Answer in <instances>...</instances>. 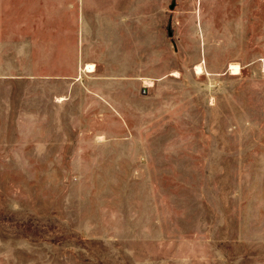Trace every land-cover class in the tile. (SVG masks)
Returning a JSON list of instances; mask_svg holds the SVG:
<instances>
[{
  "label": "rangeland",
  "instance_id": "obj_1",
  "mask_svg": "<svg viewBox=\"0 0 264 264\" xmlns=\"http://www.w3.org/2000/svg\"><path fill=\"white\" fill-rule=\"evenodd\" d=\"M31 2L0 0V264H264V0H121L106 101L42 77Z\"/></svg>",
  "mask_w": 264,
  "mask_h": 264
},
{
  "label": "crops",
  "instance_id": "obj_2",
  "mask_svg": "<svg viewBox=\"0 0 264 264\" xmlns=\"http://www.w3.org/2000/svg\"><path fill=\"white\" fill-rule=\"evenodd\" d=\"M121 0H33L25 3L24 36L51 38L56 74L70 87L83 89L88 99L112 100L114 85L126 83L127 63L122 61V39L127 40V14ZM38 6V11L36 9ZM16 16V15H14ZM18 16V15H17ZM126 49L125 45L123 46ZM44 51V49H43ZM70 62L62 68V60ZM92 64L93 71L86 66ZM60 71H63L60 73ZM115 77L116 79H112ZM67 92V91H66ZM71 99V91L69 89Z\"/></svg>",
  "mask_w": 264,
  "mask_h": 264
},
{
  "label": "bare ground",
  "instance_id": "obj_3",
  "mask_svg": "<svg viewBox=\"0 0 264 264\" xmlns=\"http://www.w3.org/2000/svg\"><path fill=\"white\" fill-rule=\"evenodd\" d=\"M86 68H87V70H89V71L92 72L94 67H93L92 64H89V65L86 66ZM238 68H239V67H238L237 64H233V63L230 64V69H233V70H234L233 73H237ZM195 69H196V72H197L198 74L202 72V67H201L200 64H197L196 67H195ZM144 84H147V81L144 82ZM149 84H150V83H149Z\"/></svg>",
  "mask_w": 264,
  "mask_h": 264
},
{
  "label": "water",
  "instance_id": "obj_4",
  "mask_svg": "<svg viewBox=\"0 0 264 264\" xmlns=\"http://www.w3.org/2000/svg\"><path fill=\"white\" fill-rule=\"evenodd\" d=\"M173 6L171 5V8H172ZM168 35L169 36H171L172 35V32L170 31V28H168Z\"/></svg>",
  "mask_w": 264,
  "mask_h": 264
}]
</instances>
